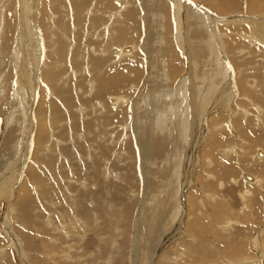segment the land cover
<instances>
[{
    "label": "rangeland",
    "instance_id": "rangeland-1",
    "mask_svg": "<svg viewBox=\"0 0 264 264\" xmlns=\"http://www.w3.org/2000/svg\"><path fill=\"white\" fill-rule=\"evenodd\" d=\"M190 1L182 47L173 12L145 35L141 0H0V264H264V0ZM181 76L192 95L151 121L166 142L137 140V103L151 118ZM206 83L229 101L200 129Z\"/></svg>",
    "mask_w": 264,
    "mask_h": 264
},
{
    "label": "bare ground",
    "instance_id": "bare-ground-1",
    "mask_svg": "<svg viewBox=\"0 0 264 264\" xmlns=\"http://www.w3.org/2000/svg\"><path fill=\"white\" fill-rule=\"evenodd\" d=\"M123 1H125V0H123ZM168 1V2H167ZM154 0V1H152V6H153V3H156V2H158V7H157V13H158V15H160V17H161V20H163L161 23H156V24H153V22H152V16H150V14H151V11H150V8H151V6H147V3L148 2H151V0L149 1V0H141V10H143L144 11V14H145V17L143 18V25H142V29H144V33H145V35H148V34H150V29L154 26V25H157L158 26V28H159V26L161 27L162 25L164 26L165 25V27L167 28L168 26H170L169 27V30H170V28L172 27L171 25H172V19H173V16L171 15V13L173 12L174 13V17H176L175 18V20L173 19V22H174V25H176L174 28H175V30H176V38L178 39V41L181 43V45L180 46H182L183 47V45H185L186 43L188 44V41H191L192 40V42L194 43V42H196V41H198V38L200 39V33H198L199 31H196V32H193V29H192V27H191V25H190V22H191V20H192V18H193V14H191V13H193V8H190L191 7V5H192V2L189 0V4H190V6H189V4L186 2V1H182L181 2V0ZM222 2V1H221ZM236 4V3H235ZM125 5V4H124ZM156 5V4H155ZM215 5V4H214ZM217 5V4H216ZM194 6H195V4H194ZM24 7V6H23ZM124 7V6H123ZM216 7V6H215ZM215 7H213V9L215 8ZM219 7L222 9V10H224L226 7H227V3L226 4H224V3H222V5L220 6L219 5ZM218 7V8H219ZM155 8V7H154ZM159 8V9H158ZM196 9V8H195ZM221 9H219V10H221ZM252 9L253 10H256L257 8H255V7H252ZM133 10V9H132ZM198 10V9H197ZM221 10V11H222ZM196 11V10H195ZM216 11V10H215ZM206 12V11H205ZM172 13V14H173ZM195 13H197V11L195 12ZM200 13V12H199ZM198 14V13H197ZM208 14V13H207ZM219 14V13H218ZM202 15V14H201ZM133 16H134V13L132 12V11H129L128 12V14L126 15V22L128 23V24H130L131 25V21H133ZM210 16V15H209ZM157 17V16H156ZM159 17V16H158ZM204 17V16H203ZM31 18V17H30ZM213 18V17H212ZM211 18V20L213 21V19ZM198 19V18H197ZM201 19V18H200ZM204 19V18H203ZM240 20V19H239ZM125 21V20H124ZM194 21H195V18H194ZM197 21V20H196ZM207 21V20H206ZM206 21H204V25H208L207 24V22ZM211 21V22H212ZM201 22V21H200ZM169 24V25H168ZM198 24V23H197ZM201 23H199V25H200ZM206 27V26H205ZM209 27V26H208ZM203 29V28H202ZM212 29V28H211ZM201 30V29H200ZM205 32V31H204ZM207 34V33H206ZM258 36V35H257ZM176 39V40H177ZM173 40V39H172ZM171 40V41H172ZM176 40H174V41H176ZM170 40H169V42L170 43H172ZM187 41V42H186ZM177 42V41H176ZM206 42V41H205ZM201 43V42H200ZM207 43H209V44H211V41H208ZM206 44V43H205ZM204 44V45H205ZM201 45H203V44H201ZM170 47H167V54H168V51L170 50L169 49ZM189 48V47H188ZM194 49V48H193ZM173 50H174V47H173ZM173 50H172V48H171V52H173ZM198 51V50H197ZM204 52H205V50H203ZM197 53H199V51L197 52ZM122 54L123 55H125L123 52H122ZM177 54V53H176ZM176 54L174 53L173 54V57H172V60L173 61H176ZM144 57H146V62H148V61H150V66H152V61H151V59H150V57H153L152 56V54L149 52V50L146 48H144V55H143ZM178 56V55H177ZM217 56V55H216ZM153 59V58H152ZM195 59V58H194ZM179 60V59H178ZM171 62L172 61H168V63H169V66L171 65ZM190 62V61H189ZM194 63H196V62H194ZM219 63V62H218ZM176 64V68L178 67V65H177V63H175ZM221 65V64H220ZM219 65V66H220ZM158 66L159 65H157V68H158ZM218 66V67H219ZM162 65L160 66V71H161V69H162ZM166 67H168V66H166ZM189 67V66H188ZM221 67H219V69H220ZM165 69L166 68H163V70H164V76L168 79V77H169V73L167 72V69H166V71H165ZM186 69H189V68H186ZM175 70V69H174ZM185 70V69H184ZM192 70H193V68H192ZM45 71H47V70H45ZM172 71V70H171ZM177 71V70H176ZM195 71V70H194ZM222 71V70H221ZM49 72V71H48ZM159 72V71H158ZM162 72V71H161ZM177 73V72H176ZM181 73V72H180ZM185 73V71L183 72V74ZM223 73H225V72H223ZM194 74V73H193ZM222 74V73H221ZM170 75H171V73H170ZM192 74H188V76H191ZM197 75V74H196ZM226 75V74H225ZM51 76V78H53V75H50ZM157 76L158 75H153V76H151V79L150 80H148V79H146V81H144V83H145V86H146V88H149V95H152L154 92L155 93H158L160 90H161V88L164 86V85H167L164 81H163V79L161 80V81H159V80H155V79H152V77L153 78H157ZM160 76H161V74H160ZM187 76V77H188ZM47 77V76H46ZM162 77V76H161ZM187 77H184V78H182V76H181V78H179L178 77V83H177V87L176 88H174V90H168V88L167 89H164V99L161 97V96H159V98L161 97L162 99H163V101L161 102V104L160 103H155V104H152L151 106H153V108H155L154 110L155 111H153V115H152V117L150 118L149 117V115H147V112H146V110L148 109L147 108V106H144V107H142L141 105H139V102L137 103V102H135V103H137L138 105V121L136 122V124H137V128H136V131H137V140L138 139H142L146 144H148L149 143V139H148V136H150V139H151V141H152V143H157V142H159V141H164V142H166V140L168 139V138H161V137H157V135L155 134V131H153V130H151V121H152V118H154L155 120H156V122L159 124V125H162V129H163V131L165 130V127L167 128V126L165 125V124H163L162 122H161V119L163 120V119H165V121H167L166 120V115L164 114V112H165V110H163V107H168V106H171L172 107V105H174L175 103H176V101H178V98H176V95L178 94V96H182V92L184 91V92H188V97L190 96V95H192V91H194V89L192 90V85H194V84H192L191 85V87L188 85V87H187V83H189L188 82V78ZM211 77H213V76H211ZM50 78V77H49ZM125 77H121V79L119 78V79H117L116 80V82H117V84H121L122 83V81H123V79H124ZM202 78V77H201ZM205 79V78H204ZM210 79V78H209ZM209 79L208 80H206V81H209ZM212 79V78H211ZM213 79H215V78H213ZM125 80V79H124ZM194 80V79H193ZM198 80V79H197ZM202 81H203V79H201ZM155 81H159V82H155ZM153 82H155V84H152ZM163 82L165 83V84H163ZM205 82V81H204ZM212 82V81H211ZM252 82V81H251ZM23 83V82H22ZM22 83H21V85H22ZM193 83V82H192ZM208 83H210V82H208ZM114 84V83H113ZM112 84V85H113ZM190 84V83H189ZM212 84H213V82H212ZM211 84V85H212ZM25 85V84H24ZM169 85V84H168ZM23 86V85H22ZM116 86H119V85H116ZM144 86V87H145ZM110 87H111V85H110ZM166 86H164V88H165ZM198 87V86H197ZM200 87V86H199ZM211 87L212 86H210L209 84H203L202 86H201V88H199V89H201L202 91H203V93H204V96H203V98H202V101L198 104V106L196 107V108H194V110H193V112H191L192 113V118H191V121H192V126H196V127H198V128H200L201 129V121L203 120V116H205L206 114H207V112L214 106H218V104H219V106L221 105V106H223L224 105V103L226 102L227 103V101H229V99H227V100H225V98H224V93H221V94H218L216 97H213L214 96V94L216 93V92H218V89H215L214 90V92H213V95L211 96L210 95V90H211ZM23 88V87H22ZM179 90H178V89ZM186 88H188V90L186 89ZM157 89V90H156ZM159 89V90H158ZM152 91V92H151ZM162 91H163V89H162ZM196 91V90H195ZM201 92V91H200ZM199 93V92H198ZM207 93V94H206ZM171 95V97H173L174 98V100L172 99V98H170L169 97V95ZM201 94V93H200ZM148 95V96H149ZM160 95V94H159ZM161 95H162V93H161ZM156 96V98H157V95H155ZM169 97V98H168ZM118 98V97H117ZM146 98V97H145ZM161 98H160V100H161ZM187 98V97H186ZM121 100V97L120 98H118L117 100ZM158 99V98H157ZM154 100H156V99H153V101ZM176 100V101H175ZM152 101V102H153ZM158 101V100H157ZM151 102V103H152ZM192 102H194V100H192ZM178 103V102H177ZM212 103V107H210V109H208V108H206L205 107V105L206 106H209L210 104ZM191 104V103H190ZM192 105V104H191ZM149 106V105H148ZM193 106V105H192ZM218 106V107H219ZM185 108V107H184ZM204 108H206V109H208V111L206 112V110H204ZM139 109H141V111H139ZM214 109V108H213ZM174 110V109H173ZM214 111V110H213ZM183 112H185L186 114H188L189 113V111H188V109H185ZM157 116H158V119H157ZM179 116V115H178ZM181 116V115H180ZM185 116H188V115H185ZM189 117V116H188ZM147 119H148V122H147ZM168 119V118H167ZM183 119V118H182ZM205 119V118H204ZM210 119V118H209ZM188 120V119H187ZM164 121V122H165ZM186 121V120H185ZM143 123H147V128H146V131L145 132H143V129H142V127H141V125L143 124ZM160 123H162V124H160ZM181 124V123H180ZM164 125V126H163ZM173 127V126H172ZM169 128V127H168ZM188 129V128H187ZM186 129V124H185V126H183L182 127V125L179 127H175L174 129L172 128V131H171V133L172 134H174L175 136H178V135H181V136H184V135H186V133H187V130ZM196 138V137H195ZM196 140V139H195ZM192 144H193V142H192ZM175 147H176V145H175ZM147 150L148 151H153L152 150V148H148V147H145V151L147 152ZM160 151H164V145L163 144H161V145H159L156 149H155V152L153 151V154H151V155H147V157L148 158H151V157H155L157 154H158V152H160ZM189 152H191V150L189 149ZM175 154H177V153H175ZM175 154H174V156H175ZM259 154H260V152H259ZM173 156V157H174ZM263 156V155H262ZM163 159H165V158H163ZM170 159V158H169ZM174 159H175V157L172 159L173 161H172V165L173 164H176L177 165V163H176V159H175V161H174ZM144 160L148 163L149 161H151V160H147V159H145L144 158ZM163 161V160H162ZM150 163V162H149ZM189 164H190V162H189ZM175 167L176 166H174V167H172L173 169H175ZM189 167H190V165L189 166H185V167H183V169L185 170V172H186V176H187V180H189V177H190V173H189ZM20 176V175H19ZM254 179V178H253ZM258 179L259 178H257V177H255V182L253 183V184H257V183H259V181H258ZM252 180V179H251ZM258 181V182H257ZM167 188V187H166ZM182 198V197H181ZM152 248V247H151ZM153 249V248H152Z\"/></svg>",
    "mask_w": 264,
    "mask_h": 264
},
{
    "label": "water",
    "instance_id": "water-1",
    "mask_svg": "<svg viewBox=\"0 0 264 264\" xmlns=\"http://www.w3.org/2000/svg\"><path fill=\"white\" fill-rule=\"evenodd\" d=\"M262 153H260V155H261ZM248 176V179H252V176L251 175H247Z\"/></svg>",
    "mask_w": 264,
    "mask_h": 264
}]
</instances>
